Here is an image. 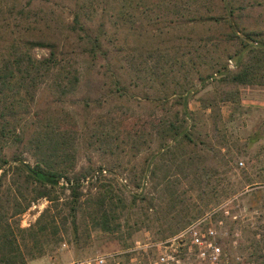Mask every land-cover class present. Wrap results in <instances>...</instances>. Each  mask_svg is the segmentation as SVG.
I'll list each match as a JSON object with an SVG mask.
<instances>
[{
  "label": "trees",
  "instance_id": "1",
  "mask_svg": "<svg viewBox=\"0 0 264 264\" xmlns=\"http://www.w3.org/2000/svg\"><path fill=\"white\" fill-rule=\"evenodd\" d=\"M35 1L42 0H0V264H25L42 256L45 247L51 244L44 238L58 234L59 222L51 206L33 224L21 227L18 216L33 202L46 198L56 203V189H68L76 203L75 218L82 196L81 182L94 174L99 182L111 172L104 163L96 164V168L76 169L86 123L85 119L72 121L73 116L61 105L75 95L81 80L82 71L72 60L73 56L84 57L96 65V74L101 80L95 98H81L82 110L96 108L100 114L92 133L96 138V152L104 156L113 154L117 148L129 147L139 154L143 146L151 148L155 143L144 169L138 176L133 175V187L138 189L145 184L148 173L155 188L169 189L171 181L165 175H157L159 164L165 160L170 167L190 168V187L200 200L206 199L205 208L211 207L207 211L199 210L188 224L208 212L213 219L221 217L226 210L222 207L225 202L219 200H237L238 196L236 191L227 193L224 188L218 192L220 185L214 177L218 176L219 166L226 168L224 173L230 170L233 150L228 140L222 143L227 147L222 145L216 149L201 138L196 119L201 110H209L210 116L220 115V105L226 102L239 106L241 86L264 85V27L252 23L251 15L246 13L263 9L264 0H112V7L106 6L110 18L107 20L149 8L157 9L164 18L170 17L168 23L172 25L165 23L164 27L170 25L189 33L199 28L217 32L191 38L197 44L191 46L193 58L189 56L193 73L186 75L184 78L189 79L184 82L172 81L163 95L152 97H137L126 84V70L111 61V51L104 43L105 15L97 8L94 28L88 11L84 12L85 0L75 1L67 21L54 18V12L44 13L29 7ZM99 1L110 3V0ZM258 18H262L260 13ZM209 42L212 45L208 46ZM222 43H230L235 48L228 53L223 49L226 53L219 55ZM36 50L45 53L38 55ZM167 56L163 54L159 58L169 62L171 58ZM231 59L233 69L228 67ZM137 73L140 78L141 72L137 70ZM210 84H214V91L198 97L199 109L192 110L190 102ZM43 93L49 100L41 109L40 94ZM132 103L142 110L145 103L151 109L135 117L131 113ZM256 140L257 137L253 138L251 143ZM220 148H227L230 154H222ZM25 155L32 156L34 164L27 162ZM250 180H245V186L256 185ZM112 191L110 185L96 186V197L90 198L96 200L93 210L96 222L105 231L111 229ZM171 194L174 201V191ZM139 195L132 192V201ZM255 198L249 202V209L255 208L258 197Z\"/></svg>",
  "mask_w": 264,
  "mask_h": 264
},
{
  "label": "rangeland",
  "instance_id": "2",
  "mask_svg": "<svg viewBox=\"0 0 264 264\" xmlns=\"http://www.w3.org/2000/svg\"><path fill=\"white\" fill-rule=\"evenodd\" d=\"M75 1L42 0L33 2L29 7L42 10L44 13L54 12L56 14L54 18L67 21L70 20V9L73 8ZM83 4L86 9L84 12L88 11V19L92 20L90 24L94 28L98 19L96 8L99 13L105 15L104 21L107 24L105 46L111 51V61L120 69L126 70L128 75H125L126 84L137 97L163 95L172 81L179 79L180 82H184L189 79L184 77L193 73L189 59L190 55L192 58L194 55L191 46L197 45L191 38L195 39L197 35L209 33L217 34L212 29L204 28L192 33H189V30L178 31L170 26L172 23H168L170 17H162L157 9L148 8L146 11L132 13L124 18L113 17L112 20H107L110 18L109 8L106 6L112 7L114 4L112 0L109 4L99 0H85ZM246 13L251 15L252 23L256 22L257 26L264 27V8H256ZM259 13L262 18H258ZM130 20L136 23L132 24ZM165 23L170 25L164 27ZM209 45H212V42H209ZM234 48L230 43H222L217 54L223 56L226 53L223 49L228 53ZM36 53L39 55L45 51L36 50ZM163 54H168L167 57L171 60L165 62L163 58L160 59L159 55ZM73 59L81 68V80L75 95L67 98L61 105L65 106L73 116L72 121L85 119L86 123L79 143L76 169H86L89 166L96 168V164L104 163L111 172L106 173L99 182H96V174L90 175L87 180L81 182L82 196L79 199L80 207L75 213V218L73 217L75 199L71 197L68 189L59 188L56 189L58 202H50L46 198L38 199L18 216L21 227H28L47 206H51L59 222L58 234L44 238L51 242L45 247L44 254L25 264H47L52 259L70 260L96 253L124 251L136 243L143 245L156 242L171 245L169 248L177 251L179 258L177 264H208L198 258L194 246L189 247V238L169 241L192 222L199 210L207 211L211 207L208 205L205 208L206 199L200 200L196 191L190 187L192 170L170 167V163L165 160L159 164L157 175L159 177L165 175L171 181L169 189H164L162 186L155 188V182L150 181L148 173L145 174L146 183L135 189L132 182L133 175L138 176L144 169L155 143L150 145L151 148H147V145L143 146L139 154L133 153L134 150L129 147L117 148L113 154L104 156L96 152V138L92 133L100 114L96 112V108L82 110L84 108L81 98L87 96L95 98L101 80L96 74V65L87 62L84 57L73 56ZM228 67L234 68L232 59L228 61ZM137 70L141 72L140 78ZM214 87V84H210L201 90L190 102V108L198 110V97L213 92ZM239 91V106L226 102L220 105V115L210 116L209 110H201L196 119L198 135L206 139L210 145L216 149L222 145L227 147L226 144H222L226 140L231 145L233 152L230 170L224 173L223 170L226 168L219 166L218 176L214 178H217L215 183L220 185L218 192L221 193L222 188L226 189L227 193L236 191L235 196L237 195L238 199L221 198L219 202H225L222 207L224 206L223 209L226 210L221 217L213 219L212 214L208 212L194 222L199 223L197 227L201 232L206 231L207 228L215 231L214 236L207 239L220 247L218 264H264V85L241 86ZM47 100L49 98L45 93L40 94L41 109H44ZM143 105L142 110L132 103L131 113L137 117L142 111L149 112L150 105L145 103ZM214 121H217V124ZM255 137L257 140L251 143ZM220 149L222 154H230L227 148ZM204 155L207 157L208 154L205 152ZM25 159L30 164H34L32 156L25 155ZM224 160H228L227 156ZM239 161L243 164L239 165ZM249 178L256 185L245 186V180ZM101 185H110L113 188L110 195L113 198L110 203L111 229L107 231L102 230L97 224L96 211H93L96 200L90 199L96 197V186ZM59 186L61 188V185ZM242 186L245 188L241 189ZM130 191L141 195L133 202ZM173 191L176 197L174 201L171 196ZM255 196L258 197L256 206L249 209V202L252 199L256 200ZM121 199L123 200L120 201ZM55 204H57L56 209H54ZM156 252L158 250H154V253Z\"/></svg>",
  "mask_w": 264,
  "mask_h": 264
},
{
  "label": "built area",
  "instance_id": "3",
  "mask_svg": "<svg viewBox=\"0 0 264 264\" xmlns=\"http://www.w3.org/2000/svg\"><path fill=\"white\" fill-rule=\"evenodd\" d=\"M198 224L197 222L189 224L169 241L187 237L189 247L194 246L197 249L199 259L208 264H218L221 254L220 247L207 239L214 236L215 231L207 228L206 231L201 232L197 227ZM170 246L163 242L143 245L136 243L124 251L102 252L70 260L52 259L47 264H177L179 262L178 253L170 249ZM154 250L158 252L154 253Z\"/></svg>",
  "mask_w": 264,
  "mask_h": 264
}]
</instances>
